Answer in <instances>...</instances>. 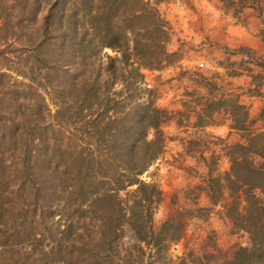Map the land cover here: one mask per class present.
I'll return each mask as SVG.
<instances>
[{
	"label": "trees",
	"instance_id": "obj_1",
	"mask_svg": "<svg viewBox=\"0 0 264 264\" xmlns=\"http://www.w3.org/2000/svg\"><path fill=\"white\" fill-rule=\"evenodd\" d=\"M161 1L0 0V264H264V107L250 116L238 85L216 96V72H191L202 83L182 109L156 105L160 85L142 71L169 55ZM218 1L261 15V0ZM218 111L239 139L222 172L200 154L208 206L192 211L220 204L248 243L226 258L205 234L172 255L185 223L169 215L153 230L160 191L140 176L162 153L163 124L202 130Z\"/></svg>",
	"mask_w": 264,
	"mask_h": 264
},
{
	"label": "rangeland",
	"instance_id": "obj_2",
	"mask_svg": "<svg viewBox=\"0 0 264 264\" xmlns=\"http://www.w3.org/2000/svg\"><path fill=\"white\" fill-rule=\"evenodd\" d=\"M261 2V15L254 6L236 11L224 7L218 0H162L157 4L168 25L169 39L165 48L169 55L158 69L142 71L145 81H156L160 85L156 105L182 109L178 100L192 103V97L183 95L184 91L193 89L196 82L202 83L191 72L204 76L216 72L219 80L215 82L221 89L214 94L218 96L222 92L232 97L236 92L234 79L241 75L244 83L238 86V91L242 92L240 100L249 108L248 102L253 104L254 99L248 96H258L262 103L257 104L254 117L257 116L264 107L260 98L264 95V0ZM45 9L43 4L38 17L45 14ZM242 42H249L250 46ZM102 51L111 54L107 48ZM232 73L238 75L230 77ZM223 108L228 110L229 107L225 104ZM221 113H214L213 123L202 130L191 127L193 119L181 120L178 126L175 120L163 124L162 153L140 176L153 181L160 191V201L151 215L153 230L156 232L169 215H180L185 223L184 237L170 245L172 255L182 252L185 238L193 240L205 234L215 241L226 258L231 257L238 245L248 243L247 235L232 228L223 216L220 204H214L208 213L192 211L196 206H208L202 188L198 187L200 177L206 174L200 154L207 161L210 154L215 156V172H222L228 166L225 144L239 139L237 134L228 131ZM255 125L263 126V117Z\"/></svg>",
	"mask_w": 264,
	"mask_h": 264
},
{
	"label": "crops",
	"instance_id": "obj_3",
	"mask_svg": "<svg viewBox=\"0 0 264 264\" xmlns=\"http://www.w3.org/2000/svg\"><path fill=\"white\" fill-rule=\"evenodd\" d=\"M254 39H256V38L254 37ZM242 43H243L242 45L248 44L250 46L249 42H242ZM254 43H257V40H255ZM234 82H235V85H238V86H241L244 83L243 80H242V76L241 75H239V77L235 78ZM248 97L254 99V103L253 104L251 103V101L248 102L249 103V108H248L249 115L250 116H254L257 113V109H258L257 104L258 103H262V102H259V97L258 96H248ZM260 98H261V100L264 101V95L262 97H260ZM250 103H251V105H250ZM263 121H264V115H263Z\"/></svg>",
	"mask_w": 264,
	"mask_h": 264
}]
</instances>
